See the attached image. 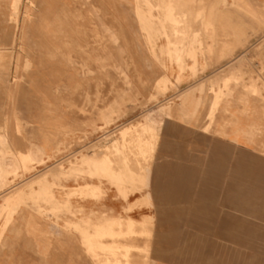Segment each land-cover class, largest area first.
Returning <instances> with one entry per match:
<instances>
[{"label":"rangeland","instance_id":"obj_1","mask_svg":"<svg viewBox=\"0 0 264 264\" xmlns=\"http://www.w3.org/2000/svg\"><path fill=\"white\" fill-rule=\"evenodd\" d=\"M191 141L242 150L244 185L258 180L264 191L260 2L0 0V196H8L0 245L16 208L31 206L50 219L52 239L66 237L68 264L76 250L95 264H131L148 254V221L106 213L149 206L148 190L152 202L172 199L168 189L154 193V169L180 156L176 145L174 156L160 146L172 152L182 142L192 174ZM145 164L148 190L126 176L137 179ZM237 215L262 224L243 234L264 237L263 219ZM254 244L264 261V240Z\"/></svg>","mask_w":264,"mask_h":264},{"label":"crops","instance_id":"obj_2","mask_svg":"<svg viewBox=\"0 0 264 264\" xmlns=\"http://www.w3.org/2000/svg\"><path fill=\"white\" fill-rule=\"evenodd\" d=\"M257 1L264 5V0ZM181 143L171 144L172 152L160 146V152L174 156V145H176L181 157ZM189 145L194 152L191 155L192 160L199 164L192 170V174H184L187 170L180 162L182 157L155 164L154 193L159 195L161 189H168L172 199L166 200L162 195L154 196V206L143 207L127 215L124 213L126 207L108 209L106 217L121 216L124 220L130 217L140 223L148 221L150 236L147 238L148 241L144 242V246L148 247V254L132 255L130 263H264L259 260L258 247L253 249L254 245L257 246L254 242H258V238L264 240V237L253 239L252 234L242 233V231L258 230L262 224L237 215V212H244L264 220V191L259 189L258 180L255 186L244 185L246 179L243 174L242 150L238 151L237 155H231L228 150L221 152L214 148L211 151L205 150L203 142L191 141ZM197 148L200 154H196ZM203 152L206 154L203 155ZM219 153H222V158L217 160ZM168 168L169 184L163 187ZM251 191L253 194L249 197ZM5 194L8 195L10 192ZM11 194L21 195L16 196L17 198H25L23 196L25 192H11ZM6 197L8 196H0V200ZM141 198L142 196H139L136 199ZM178 198L186 199V207H177ZM246 203L251 205L244 206ZM3 204L4 202L0 201V211ZM34 209L35 207L22 205L12 214L11 222L0 245V264H68L66 237L52 239L50 219L37 214ZM0 214V225H3L7 211ZM110 259L113 261L114 257ZM73 263L95 264L92 258L79 255L78 250L75 251ZM100 263L108 264V261L104 259Z\"/></svg>","mask_w":264,"mask_h":264},{"label":"bare ground","instance_id":"obj_3","mask_svg":"<svg viewBox=\"0 0 264 264\" xmlns=\"http://www.w3.org/2000/svg\"><path fill=\"white\" fill-rule=\"evenodd\" d=\"M247 109V107H246ZM229 113V112H228ZM229 115V114H228ZM228 117V116H227ZM225 122V121H224ZM224 124V123H223ZM258 126V125H257ZM222 127V126H221ZM224 134V133H223ZM126 138V137H125ZM129 138V137H128ZM127 139V138H126ZM129 142V141H128ZM144 142V141H143ZM131 148V147H130ZM140 150V149H139ZM131 152V151H130ZM134 155V154H133ZM120 161V160H119ZM123 163V162H122ZM125 164V163H124ZM129 164V163H128ZM122 165V164H121ZM131 166V165H130ZM129 167V166H128ZM117 168V167H116ZM124 168V167H123ZM135 168V167H134ZM130 170V169H128ZM118 171V170H117ZM121 171V170H120ZM150 171H151V166L150 164H145L143 166V168H137L136 170V174H137V179H132V174L128 173V175H126V172L124 170V174L123 175H126L129 177V180L132 181L133 185L135 187H140V188H147L148 190V187H149V177H150ZM121 178V177H120ZM154 180V179H153ZM145 197H146V200H147V203L149 204V206H152L153 205V202L151 200V195H150V192L149 190L147 191V193L145 194ZM149 216V215H148ZM153 218V217H152ZM151 219V218H150ZM127 222V221H126ZM134 225V224H132ZM121 228V227H120ZM129 229V228H128ZM143 229V228H142ZM124 230V229H123ZM129 231V230H128ZM124 234V233H123ZM118 251V250H117ZM119 254V253H118ZM122 254V253H121Z\"/></svg>","mask_w":264,"mask_h":264}]
</instances>
